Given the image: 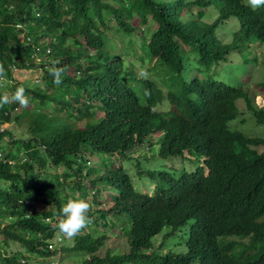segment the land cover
<instances>
[{
	"label": "trees",
	"instance_id": "trees-1",
	"mask_svg": "<svg viewBox=\"0 0 264 264\" xmlns=\"http://www.w3.org/2000/svg\"><path fill=\"white\" fill-rule=\"evenodd\" d=\"M229 2L0 0V96L22 86L30 102L0 107V264H264V136L230 128L240 98L261 125L264 106L250 71L216 79L232 50L264 42V6L238 16L229 45ZM71 199L91 223L67 239L55 224ZM115 228L129 250L100 254Z\"/></svg>",
	"mask_w": 264,
	"mask_h": 264
},
{
	"label": "rangeland",
	"instance_id": "rangeland-1",
	"mask_svg": "<svg viewBox=\"0 0 264 264\" xmlns=\"http://www.w3.org/2000/svg\"><path fill=\"white\" fill-rule=\"evenodd\" d=\"M209 14H206V17H209ZM234 29H237L236 24H227L223 26L219 31L218 34L220 38L224 42H231L233 40ZM117 35V34H115ZM247 56H250V62L255 65L248 64L245 60H247ZM257 58H259V64L257 63ZM138 67H142L141 63L138 59H133ZM224 63L220 65L221 69L216 74V79L225 81L227 83L236 85L245 82L247 71H250L252 75V80L250 81L249 86L254 90L253 93L256 95V103L260 106H264V89L261 87V82L264 80V42H259L256 40H252V42L248 43L247 47H241L238 49H234L231 53L227 56L226 60L223 61ZM14 76L20 80H26L29 82H36L39 83L42 79L40 78L39 72L36 70H26V71H17L14 70ZM12 82H10L11 84ZM8 93V92H7ZM239 107V115L236 119L231 121V128L233 130H239L249 136H264V125L258 124L256 118L250 111L246 110V102L244 99H239L237 101ZM30 105V102L28 106ZM21 110H16L14 115H17ZM3 128H14L16 130V136L18 137H25L29 133L28 121L17 123L13 121L10 123H5ZM158 147V145H157ZM264 149V146L261 147ZM189 155V154H188ZM135 157H140V154L137 152ZM97 162V160H94ZM125 167L133 168L135 161H126ZM194 165L193 161H186L182 162L178 167V172L180 173L182 169L186 168L187 170L191 169ZM161 167H165L164 164H161ZM135 169V168H133ZM172 168H167L165 170L170 171ZM1 182V181H0ZM2 185V184H0ZM10 221H4V224L9 223ZM172 229V226H167L164 231ZM119 231V228H117ZM110 238L106 245L100 250V254L104 255L107 254L109 250H112L114 253H123L129 250V244L127 241L126 236L117 232H110ZM156 239H158L156 237ZM62 255H60L61 257ZM59 257V259H60ZM56 258V257H54ZM51 258V259H54ZM38 260V259H36ZM72 260H76V264H80L78 259L67 257L65 260H60L59 264H71ZM57 262V260H55ZM57 264V263H56Z\"/></svg>",
	"mask_w": 264,
	"mask_h": 264
},
{
	"label": "clouds",
	"instance_id": "clouds-1",
	"mask_svg": "<svg viewBox=\"0 0 264 264\" xmlns=\"http://www.w3.org/2000/svg\"><path fill=\"white\" fill-rule=\"evenodd\" d=\"M264 6V0H230L228 4V15L225 19L223 26L227 24H236L237 29H234L233 34V40L235 37V33L237 30L240 32V21L239 17L243 16L248 9H258ZM239 16V17H238ZM221 29V28H220ZM224 42L226 44L231 45L233 42ZM260 41V40H259ZM242 44V43H241ZM248 44H243L241 47H247ZM62 69H52L51 74L54 76V82L59 85L62 83ZM6 83L5 80V72L2 65H0V87H3ZM18 103L20 106L27 107L29 104V98L26 95V89L24 87H17L15 92L11 95V97L5 93L3 96H0V107H3L6 104L9 103ZM230 128H231V122H230ZM232 129V128H231ZM161 206V209H165V202L162 199L159 203ZM91 204L86 199H71L61 209V216L58 218L55 228L57 229V236L67 239H72L76 235L80 234L81 231L89 226L91 223V217L89 216V212L91 211ZM30 215V214H29ZM164 216V215H163ZM125 220V219H123ZM165 220L169 222L170 224L165 225ZM167 226H173L169 219H162V224L159 227L160 228H166ZM120 231V229H119ZM110 232H117V228L111 230L108 232V236ZM128 239V236H126ZM223 239V238H222ZM153 242L156 243V246H158L162 239H156V237H153ZM130 248V247H129ZM57 257V256H54ZM56 258L52 259V264H59V260L57 262Z\"/></svg>",
	"mask_w": 264,
	"mask_h": 264
}]
</instances>
